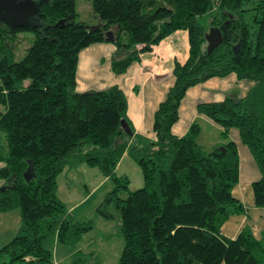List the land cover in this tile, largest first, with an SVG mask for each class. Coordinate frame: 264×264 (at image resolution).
<instances>
[{"label":"trees","instance_id":"trees-1","mask_svg":"<svg viewBox=\"0 0 264 264\" xmlns=\"http://www.w3.org/2000/svg\"><path fill=\"white\" fill-rule=\"evenodd\" d=\"M90 7L97 19L92 25L76 20L74 0H43L39 27L8 28L0 21V187L12 177L0 190V211L17 207L20 214L18 231L0 248L6 257L0 264H52L42 245L52 224L66 246L90 229L89 222L71 221L54 192L70 156L113 182L96 211L103 218H111L109 208L118 212L123 245L116 264H264V246L248 229L233 238L219 233L230 214L244 211L231 194L234 143L202 146L195 121L182 136L170 130L188 87L229 73L252 81L243 97L228 93L198 103L196 111L218 125L223 138L236 129L259 173L250 184L253 204L264 207V0H90ZM208 12L221 41L206 52L197 18ZM178 29L187 32V57L172 65L173 84L152 116L154 138L128 146L119 128L121 119L127 123L124 94L115 85L75 91L77 53L112 43L110 70L120 74ZM22 31L31 32L32 41L14 60ZM124 151L143 181L127 192L125 177L114 172Z\"/></svg>","mask_w":264,"mask_h":264},{"label":"crops","instance_id":"crops-1","mask_svg":"<svg viewBox=\"0 0 264 264\" xmlns=\"http://www.w3.org/2000/svg\"><path fill=\"white\" fill-rule=\"evenodd\" d=\"M187 49L186 30H175L153 45L149 51L141 53L139 59L130 63L124 72L114 74L109 66L114 45L109 42L90 44L77 53L74 89L77 92H82L101 90L111 85L117 86L125 97V116L127 125L132 132V136L127 140L128 146L145 143L146 140L154 138L151 128L153 112L158 103L164 99L168 88L173 84L172 65L174 61L181 63L185 60ZM253 85L252 81L237 79L233 73H229L224 77H210L188 87L179 102L177 120L172 124L170 130L172 134L182 136L190 123L195 121L211 133L208 140L207 137H202L203 141H208V146L226 143L227 141L234 143L238 169L237 182L232 187L231 194L242 204L244 211L238 214H230L220 225L219 233L227 238H233L242 228H246L264 246V207L253 204L250 187L251 182L259 178V173L248 149L241 143L236 129L229 128L226 137L223 138L220 136V127L196 111L198 103L220 101L228 93L243 97ZM122 162L128 169L133 168L131 162L136 165L128 153L124 151L115 165L114 172L118 170ZM252 162L256 169H252ZM69 164L70 162H67L55 177V193L58 187L57 178L63 174L70 177L72 174ZM123 169L125 168L123 167ZM256 171L258 176L255 175ZM102 176L101 178L104 179L105 176ZM240 177H252L249 184L250 191L247 190L245 184L238 185ZM59 180L61 183L64 181L63 184L65 183V187H67L63 177ZM56 195L64 203L61 196L57 193ZM62 195L67 197L64 193ZM15 208L17 207L0 211V248L16 234L20 226L19 210H15ZM4 216H8L9 219L5 221ZM1 261L4 260L1 259Z\"/></svg>","mask_w":264,"mask_h":264},{"label":"rangeland","instance_id":"rangeland-1","mask_svg":"<svg viewBox=\"0 0 264 264\" xmlns=\"http://www.w3.org/2000/svg\"><path fill=\"white\" fill-rule=\"evenodd\" d=\"M74 4L77 13L76 20H83L89 25L95 24L97 19L91 11L90 0H74ZM197 22L203 27L204 33L208 32L211 27L210 12L198 17ZM17 38L19 42L14 51V60H19L24 55L25 49L32 41V33L22 31L18 33ZM198 128L197 141L202 146L210 147L208 146V141H203L202 137H207L208 140L211 133L207 132L201 124H198ZM3 146V134L0 132V149ZM68 162H70L72 174L70 177L63 174L57 178L58 187L56 193L64 200L63 205L71 221L78 223L89 222L90 229L82 234L74 244L66 246L57 240L55 224H52L47 230L42 245L49 250L52 264H116L123 245L118 212L113 208H109V212L112 214L111 218H103L96 211V206L104 194L111 190L113 182L109 177L102 179L101 177L103 176L99 170L91 168L84 161L78 160L76 156H70ZM131 163L133 168L128 169V167L124 166V162H122L118 170L115 171V175L125 177L126 192L135 190L143 184L139 167L133 162ZM252 165L254 167L252 169H256L253 162ZM255 175L258 176L257 171ZM61 177L65 180L67 187H65V183L63 184L64 181L60 182L59 179ZM251 178L240 177L238 185L245 184L247 190L250 191L249 184ZM63 193L67 197H64ZM15 210L18 209L15 208ZM8 219V216H4L5 221ZM11 219L12 217L10 218V222ZM0 257V261L1 259L6 260L5 255Z\"/></svg>","mask_w":264,"mask_h":264},{"label":"water","instance_id":"water-1","mask_svg":"<svg viewBox=\"0 0 264 264\" xmlns=\"http://www.w3.org/2000/svg\"><path fill=\"white\" fill-rule=\"evenodd\" d=\"M43 0H0V21L8 28H26V27H39L37 15L39 13V6ZM90 27V26H88ZM106 36H110V31H107ZM206 42V52L218 45L221 41L220 31L217 27L211 26L208 32L203 34ZM119 128L124 134L131 137L132 132L127 123L121 119ZM31 172V164L23 171L22 176L28 180ZM11 176L6 180V183L0 187V190L6 189L11 186ZM15 179V177H14Z\"/></svg>","mask_w":264,"mask_h":264}]
</instances>
